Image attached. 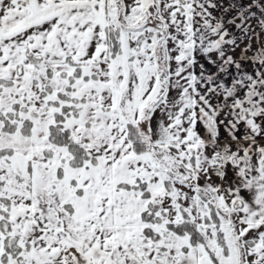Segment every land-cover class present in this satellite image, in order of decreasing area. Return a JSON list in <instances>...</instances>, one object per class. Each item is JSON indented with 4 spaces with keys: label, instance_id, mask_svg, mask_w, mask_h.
<instances>
[{
    "label": "snow or ice",
    "instance_id": "6c2138e0",
    "mask_svg": "<svg viewBox=\"0 0 264 264\" xmlns=\"http://www.w3.org/2000/svg\"><path fill=\"white\" fill-rule=\"evenodd\" d=\"M0 264H264V0H0Z\"/></svg>",
    "mask_w": 264,
    "mask_h": 264
}]
</instances>
